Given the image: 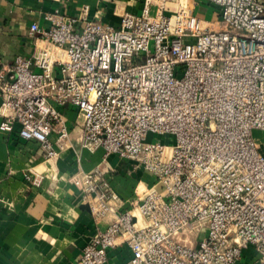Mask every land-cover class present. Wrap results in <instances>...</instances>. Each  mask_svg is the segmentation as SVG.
<instances>
[{"label":"built area","instance_id":"obj_1","mask_svg":"<svg viewBox=\"0 0 264 264\" xmlns=\"http://www.w3.org/2000/svg\"><path fill=\"white\" fill-rule=\"evenodd\" d=\"M140 1L118 27L91 20L88 6L32 25L45 45L0 70V132L19 126L54 158L73 146L61 111L73 108L81 149L102 151L71 177L107 225L78 264H107L121 246L125 264H264V0ZM201 2L219 18L198 17ZM111 156L152 181L124 200Z\"/></svg>","mask_w":264,"mask_h":264},{"label":"crops","instance_id":"obj_2","mask_svg":"<svg viewBox=\"0 0 264 264\" xmlns=\"http://www.w3.org/2000/svg\"><path fill=\"white\" fill-rule=\"evenodd\" d=\"M89 7V18L118 27L125 12L139 14L140 0H0V70L18 56L32 57L45 44L31 34V27L49 25L46 16L58 12L78 16ZM73 146L47 159L35 142L21 139L16 131L0 132V264H78L84 249L105 222H97L82 192L71 182L80 169L101 164L103 153L82 150L77 139L82 121L73 108H61ZM0 117V122H1ZM52 135V140H56ZM112 185L130 200L140 181L152 178L143 170L130 171L115 156ZM42 177L39 185L26 178ZM131 258L127 246L112 249L107 264H125Z\"/></svg>","mask_w":264,"mask_h":264},{"label":"rangeland","instance_id":"obj_3","mask_svg":"<svg viewBox=\"0 0 264 264\" xmlns=\"http://www.w3.org/2000/svg\"><path fill=\"white\" fill-rule=\"evenodd\" d=\"M217 9L209 4L208 2H201L200 5L198 6V10L196 12V15L200 17L203 21H214L218 19L217 15ZM159 136H155L154 138L152 137L151 140L153 141H158V140H163L168 143H172L173 141L171 140L172 138L169 137H164V138H158ZM255 137L258 138L261 142L262 145H264V131H256L255 132ZM252 257H247L244 258L239 264H258L256 263V258L252 260Z\"/></svg>","mask_w":264,"mask_h":264}]
</instances>
